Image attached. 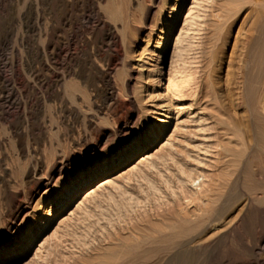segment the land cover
Wrapping results in <instances>:
<instances>
[{"label":"rangeland","instance_id":"374dc122","mask_svg":"<svg viewBox=\"0 0 264 264\" xmlns=\"http://www.w3.org/2000/svg\"><path fill=\"white\" fill-rule=\"evenodd\" d=\"M179 1L157 50L177 0H0V253L50 197L150 125L161 134L0 264H264V0ZM190 9L203 19L188 36Z\"/></svg>","mask_w":264,"mask_h":264},{"label":"bare ground","instance_id":"6f19581e","mask_svg":"<svg viewBox=\"0 0 264 264\" xmlns=\"http://www.w3.org/2000/svg\"><path fill=\"white\" fill-rule=\"evenodd\" d=\"M227 1V0H226ZM257 1V0H256ZM179 0H177V3L174 5V9H175V12L172 14V17L170 18V20L169 21H167L166 23H165V27H164V30H163V32H161L162 33V36H161V38H160V42H158V49L157 50H162L164 47H166V45H167V43H168V38H169V34L171 33V30H172V27H173V24L174 23H176L175 21L177 20V18H178V10H176V7H177V5L179 4ZM210 2V1H209ZM200 3V2H199ZM212 3H213V0H212ZM232 3V2H231ZM237 3V2H236ZM241 2H239V4H240ZM197 4V3H196ZM195 4V5H196ZM242 4V3H241ZM198 5H200V4H198ZM222 5V4H221ZM225 5V4H224ZM233 5H234V3H233ZM261 5V4H260ZM264 5V4H263ZM211 6V5H210ZM235 6V5H234ZM233 6V7H234ZM239 6V5H238ZM238 6H236V8L238 9L239 7ZM253 6V5H252ZM207 7V6H206ZM232 7V8H233ZM193 8V7H192ZM191 8V9H192ZM236 8H234L233 10H229V12L230 13H232V11H234ZM262 8H264V7H262ZM173 8H172V10H174ZM187 10V11H185L184 12V17H183V27L181 28V31H184L185 32V34L186 35H190V34H192V33H194V32H197V29H198V27H199V23H200V19L202 18V16H200L201 14H200V12L198 11V12H195V10L193 9V10ZM204 9V8H203ZM202 9V10H203ZM217 10V9H216ZM258 10V9H257ZM263 10V9H262ZM256 11V10H255ZM226 13H227V11H225ZM225 12L224 13H221V14H224L223 15V17H221V16H218V20H222L223 21V23L224 22H226V21H228V19H229V16H231L232 17V15L230 14V15H226L225 16ZM246 12V11H245ZM261 12V11H260ZM259 13V12H258ZM219 15V14H218ZM248 15V14H247ZM260 15H262L261 13H260ZM204 16V15H203ZM217 16V15H216ZM215 16V17H216ZM203 19V18H202ZM245 19V18H244ZM217 20V21H218ZM243 22H244V20H243ZM213 23V22H212ZM216 23V22H215ZM217 24V23H216ZM225 24V23H224ZM227 24H228V22H227ZM220 25V24H219ZM202 26V25H201ZM224 26V25H223ZM227 26V25H226ZM241 28V27H240ZM248 28V27H247ZM258 29V28H257ZM241 31V30H240ZM240 31H238L239 33H237L236 35H235V42L233 43L234 45H232V52H231V54L229 55L230 56V60L228 61L229 63H228V70H227V76L228 75H232V73L233 72H235V71H232L231 70V68L233 67L232 65H233V60H234V57L236 56V52H237V49H238V47H239V45H240V36H241V33H240ZM247 31V30H246ZM245 31V32H246ZM229 33V32H228ZM183 34V33H182ZM181 35V34H180ZM247 35V34H246ZM245 35V36H246ZM244 36V37H245ZM248 37V36H247ZM182 36H178V38H176V39H178V41H177V43L179 42L180 44H182L183 43V41H182ZM219 38V37H218ZM217 38V39H218ZM221 38H222V36H221ZM243 38V37H242ZM220 39V38H219ZM245 38H243V40H244ZM217 41V40H216ZM189 42V41H188ZM242 42V41H241ZM246 42V41H245ZM187 43V42H186ZM185 43V44H186ZM242 45V44H241ZM245 45V44H244ZM243 46V45H242ZM242 46H240L239 48H241ZM246 46V45H245ZM192 47V46H191ZM243 48V47H242ZM176 53V52H175ZM239 53V52H238ZM182 55V54H181ZM236 58V57H235ZM243 58V57H242ZM240 62H241V60H240ZM238 65V64H237ZM67 69V68H66ZM233 69V68H232ZM230 70L232 71V72H230ZM239 70H241V69H239ZM66 71V70H65ZM75 72V71H74ZM107 72V71H106ZM226 72V71H225ZM229 72H230V74H229ZM241 73V72H240ZM239 73V74H240ZM237 74V73H236ZM226 75V74H225ZM233 75H234V73H233ZM233 75H232V80H233ZM76 76H78V75H76ZM103 76H104V78H107V75L106 74H103ZM102 76V77H103ZM110 76V75H109ZM84 77H86V76H84ZM231 77V76H230ZM242 77V76H241ZM240 77V78H241ZM225 78V77H224ZM238 79H239V77H237ZM242 79V78H241ZM62 80V79H61ZM114 80V79H113ZM219 80V79H218ZM236 80V79H235ZM240 80V79H239ZM239 80H238V82H239ZM231 81V80H230ZM57 82V81H56ZM62 82V81H61ZM110 82V81H109ZM233 82V81H232ZM107 83V82H106ZM234 83H235V81H234ZM234 83H233V86H234ZM240 83V82H239ZM226 84H227V81H226ZM229 84V83H228ZM112 85V84H111ZM225 85V84H224ZM236 85H239L238 83H236ZM240 85H241V83H240ZM239 85V86H240ZM264 85V84H263ZM262 85V86H263ZM109 86V85H108ZM89 87V86H88ZM238 86H236V88H237ZM242 87V86H241ZM240 87V88H241ZM227 88H229V85L227 86ZM235 88V89H236ZM45 89V88H44ZM113 91H114V89H112ZM225 90V89H224ZM229 90L231 91V89L229 88ZM241 91H242V89H240ZM227 91V90H226ZM225 91V92H226ZM111 92V91H110ZM229 92V91H228ZM232 92V91H231ZM231 92H229V94L231 93ZM173 93H175V92H173ZM220 94V93H219ZM226 94H228L227 92H226ZM232 94V93H231ZM115 95V94H114ZM237 95V94H236ZM159 96H161V95H159ZM158 96V97H159ZM166 96V95H165ZM171 98V97H170ZM179 98V97H178ZM7 99V98H6ZM172 99V98H171ZM232 100V99H231ZM12 103H14V101L12 102L11 101V99H8V101H6L5 102V104H9V105H11ZM168 103V102H167ZM237 104H239V103H237ZM262 104V103H261ZM169 106V105H168ZM237 106V105H236ZM235 106V107H236ZM166 107V106H165ZM238 108H239V106H237ZM232 108H233V106H232ZM180 109V108H179ZM184 110V109H183ZM170 113V112H169ZM160 114V118L158 119V121H160V124L161 123H164V124H166L167 123V121L165 120V119H169V115L170 114ZM152 128L153 129H155L154 128V125H150L149 126V128H148V131H149V133L148 132H146V135H145V137L147 138V139H145V137H142V138H140L135 144H134V142H132V143H129V142H126L125 144H124V146H122V148L119 150V152H118V155H116V156H114V158H112V159H109L107 162H106V164H104V165H102V166H97L96 168H93V169H91L89 172H87L86 174H84L83 176H82V178H80V179H77V180H74V181H72L69 185H68V187L63 191V193H61V194H58L57 193V197H48L49 199H51L50 200V208H48V210H44L43 209V207H41L40 209H39V214H38V216L33 220V225L32 226H30L26 231L25 230H23V232L21 233V232H19L18 233V236H19V238H22V240L24 241L23 243V245H21L20 247L19 246H16L15 245V242L14 241H12L10 244H9V248L8 249H6V250H4V251H2L0 254H5V255H7L8 257H9V259H10V261H16V260H18L20 257H21V255L27 250V249H29L30 247H31V245L33 244V242L34 241H36L37 240V237L39 236V233H42L43 231H44V229L45 228H47L48 226H49V224L52 222V221H54L55 220V217L58 215V214H60L61 212H63L64 210H66L72 203H73V201L77 198V196H78V194L79 193H81V191L84 189V187H86V185H90L92 182H94L95 180H97L98 178H100L101 176H103V175H107V174H109V173H111L112 171H114V169L115 168H121V167H123L124 165H126L129 161H131L133 158H135L139 153H141V152H143V151H145L146 149H148L149 147H151V146H153V144H155V142L159 139V137H160V133H156V131L155 132H151V131H154V130H152ZM148 154V153H147ZM142 155H144V154H142ZM143 157V156H142ZM148 158L150 157V156H147ZM144 158H146V156L144 157ZM143 158V159H144ZM142 159V160H143ZM145 161V160H144ZM116 170V169H115ZM110 176V175H109ZM202 176H200V177H197L196 179H193V181H192V184H195V185H193V187L195 188V191H194V195H193V197H191L190 198V196H189V198L191 199L190 200V202L189 203H191L192 204V206H196L195 208H196V211L198 212H202V210H203V208H202V206L203 205H207L206 203H205V200L202 198V196H200V192H201V189H202V184H204L203 183V178H201ZM101 179V178H100ZM98 183V185H97V187L96 188H88L86 191H87V193H86V196L85 197H88V196H91V195H93V194H95L96 193V191L99 189V188H104L106 185H108L109 183H111V179L110 178H105V179H103V180H100L99 182H97ZM190 194V193H189ZM260 195V194H259ZM194 204V205H193ZM188 205H190V204H188ZM191 206V205H190ZM204 206V207H205ZM224 205H222V207H223ZM224 208V207H223ZM185 210V209H184ZM221 210V209H220ZM231 211V210H230ZM189 212V211H188ZM188 212H183V213H180L181 215H184V217L183 218H187V219H185V220H188V219H190L192 216H188ZM203 213V212H202ZM205 214V213H204ZM210 214V213H209ZM216 214V213H215ZM175 215V214H174ZM189 215H190V213H189ZM211 216V215H210ZM180 217V216H179ZM206 217V216H205ZM182 218V217H181ZM181 218H178V219H181ZM194 218V217H193ZM193 218H192V220H193ZM199 218H201L200 216H199ZM202 218H204L203 216H202ZM201 218V219H202ZM224 218V217H223ZM163 220V219H162ZM172 220H174L173 218H172ZM184 220V219H183ZM195 220H197V221H199L197 218L196 219H194V221ZM166 221V220H165ZM178 221V220H177ZM179 221H181V220H179ZM189 221H191V220H189ZM209 221V220H208ZM211 221H215V220H211ZM210 222V221H209ZM209 224V223H208ZM207 224V225H208ZM211 225V224H210ZM35 227V228H34ZM205 227H206V225H205ZM36 231V230H38V235H37V233H35V232H33V231ZM205 230H206V228H205ZM175 231V230H174ZM205 232V231H204ZM169 234L171 233V232H168ZM168 233H166V236H167V234ZM175 233H176V231H175ZM174 233V234H175ZM189 233V232H188ZM26 234H28L29 236L28 237H30V239H28L27 241H26V237H24ZM173 234V233H172ZM173 234V235H174ZM203 234V233H202ZM187 236L189 235V234H186ZM172 236V235H171ZM176 236V235H175ZM185 236V235H184ZM170 237V236H169ZM169 237H167V238H169ZM177 237V236H176ZM201 237V236H200ZM172 238H174V236L172 237ZM182 237H178V241H179V239H181ZM186 239H188V237L186 238ZM195 239V238H194ZM263 239V238H262ZM168 240V239H167ZM173 240V239H172ZM261 240V239H260ZM174 242V241H173ZM180 242V241H179ZM189 242L190 241H184V243L182 242V246H184V248H183V250L185 249V250H187L188 251V248H186L185 246H187L188 244H189ZM180 245V247L178 248V249H181V246ZM169 246H171V245H169ZM178 249H176V250H178ZM186 254V253H185Z\"/></svg>","mask_w":264,"mask_h":264}]
</instances>
